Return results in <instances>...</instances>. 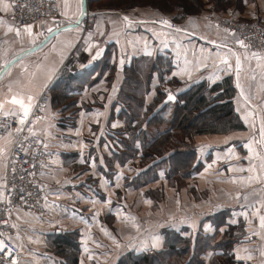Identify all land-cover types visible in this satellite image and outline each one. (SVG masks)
<instances>
[{"label": "crops", "instance_id": "crops-1", "mask_svg": "<svg viewBox=\"0 0 264 264\" xmlns=\"http://www.w3.org/2000/svg\"><path fill=\"white\" fill-rule=\"evenodd\" d=\"M57 3L66 26L45 42L39 26L13 25L8 0H0V115L11 109L24 115L13 97L29 113L43 86L51 81L54 88L44 120L35 125L49 151L40 173L44 213L14 218L26 262L59 264L50 241L76 237L78 264H116L126 251L162 248L164 228L186 227L193 243L196 233L213 232L207 216L230 210L227 222L243 223L232 264H264V53L245 51L237 35L217 25L230 17L264 24V0H198L189 13L181 3L177 10L158 3ZM85 9L94 21L92 34L72 24ZM180 12L186 15L177 19ZM141 81L147 90L127 86ZM197 86L214 98L232 88L245 129L197 136L199 169L193 182L176 188L157 159L143 164L141 144L133 140L141 129L151 137L165 128H136L134 121L132 134L127 114L145 111L158 90L176 100ZM137 98L143 102L138 107ZM12 141L0 137V199ZM156 189L164 195L160 205L143 195Z\"/></svg>", "mask_w": 264, "mask_h": 264}, {"label": "trees", "instance_id": "trees-1", "mask_svg": "<svg viewBox=\"0 0 264 264\" xmlns=\"http://www.w3.org/2000/svg\"><path fill=\"white\" fill-rule=\"evenodd\" d=\"M144 1L129 0V5H143ZM146 1H149V4L158 3L164 10H177L178 4L181 3L182 12L185 11V13L195 11L194 9L199 7L198 0ZM187 1L190 3L189 6L187 5L188 8L185 7ZM114 2L120 3L122 0H89V5L113 6ZM182 12L180 14L183 16L176 14L177 17L180 15L177 19L186 15ZM136 80L137 78L134 82ZM140 83L135 85L127 83V86L132 85L137 88ZM146 84H144L145 90H147ZM228 85L230 86L227 81ZM52 91H54L53 86ZM232 94V88L229 87L223 94L219 92L215 98L207 97L204 95V87L197 86L178 95L175 101L164 103L167 96L158 90L145 111L141 114L134 112L127 114L126 131L132 134L134 132L131 131L130 123L134 121L136 128L139 124L146 126L147 129L165 128L164 132H156L151 137L146 129H141L140 135H133V140H138L141 144L143 164L150 158L157 159L158 166L163 169L162 176L176 188L181 187L185 182H193V176L199 169L197 147L194 145L195 138L205 134H227L245 129L242 119L234 111L230 97ZM134 101L136 107L140 103L143 104L138 98ZM144 196L154 204L164 203L163 192L159 189L154 192L148 191L144 193ZM229 213L230 210L207 216L206 221L213 225V232L196 233L193 243L190 236H185L188 230L186 227L179 226L173 230L164 228L161 230L162 248L147 249L139 253L126 251L119 257L116 264H232L233 245L241 238L243 223L239 219L234 224L227 222V219L231 217ZM221 227H225L224 231H220ZM75 238L70 240L64 237L50 241L55 255L60 258L59 264H78L79 243Z\"/></svg>", "mask_w": 264, "mask_h": 264}, {"label": "built area", "instance_id": "built-area-1", "mask_svg": "<svg viewBox=\"0 0 264 264\" xmlns=\"http://www.w3.org/2000/svg\"><path fill=\"white\" fill-rule=\"evenodd\" d=\"M8 3L7 19L17 27L39 26L40 37L45 42L66 26L60 17L57 0H8ZM90 14L85 9L72 22L81 26L84 34H92L94 30ZM217 25L237 35L245 51L264 53L263 24L228 18L217 20ZM167 26L173 31L180 30L174 22ZM51 96L50 81L41 89L27 116L17 113L16 109L0 115V137L10 135L13 138L5 157L0 199V241L3 242L0 264H23V255L17 244L16 214L38 216L44 213L46 198L40 173L49 158V151L43 138L35 131V125L44 120Z\"/></svg>", "mask_w": 264, "mask_h": 264}, {"label": "snow or ice", "instance_id": "snow-or-ice-1", "mask_svg": "<svg viewBox=\"0 0 264 264\" xmlns=\"http://www.w3.org/2000/svg\"><path fill=\"white\" fill-rule=\"evenodd\" d=\"M164 23L167 24L168 22L167 21H164ZM28 30H29V34H31L30 26H29V29ZM49 31H51V30H49ZM17 34H19V33H17ZM239 43H241V45L243 46V42L242 41H240ZM237 67H239V59H237ZM29 99H31V97H29ZM169 99H172V97L169 96ZM11 102L13 104H19L20 107L24 110V115L27 116L29 109H28V107L25 106V104H24V102H23L22 99H17L15 97H13V99H12ZM0 107H3V105L0 104ZM262 134H264V133H262ZM261 223H262V225H264V218H262ZM0 247H3V242L2 241H0Z\"/></svg>", "mask_w": 264, "mask_h": 264}, {"label": "rangeland", "instance_id": "rangeland-1", "mask_svg": "<svg viewBox=\"0 0 264 264\" xmlns=\"http://www.w3.org/2000/svg\"><path fill=\"white\" fill-rule=\"evenodd\" d=\"M119 6H121V5H123V4H126V6H131V5H129V0H122V2H120V3H117V2H114L113 3V6L112 7H117L118 5ZM146 4H149V1H144V4H143V6L144 5H146ZM154 4V3H153ZM150 5H152V4H150ZM133 6V5H132ZM230 18H232V17H230ZM228 19V18H227ZM245 21H248V22H257V23H260V24H263V23H261V22H258V21H255V20H245ZM264 25V24H263ZM141 80H144V79H141ZM144 84H146V82L145 81H141V83H140V87H141V90L143 89V86H144ZM143 123H144V121H143ZM144 195V194H143ZM142 200H143V202L145 201V199H144V196L142 197ZM20 218H22L21 216H20ZM22 248V247H21ZM33 260V259H32ZM34 262H29V263H27L26 262V260H25V257H24V262L26 263V264H38L37 262V260L35 259V260H33Z\"/></svg>", "mask_w": 264, "mask_h": 264}, {"label": "water", "instance_id": "water-1", "mask_svg": "<svg viewBox=\"0 0 264 264\" xmlns=\"http://www.w3.org/2000/svg\"><path fill=\"white\" fill-rule=\"evenodd\" d=\"M169 96L172 97V99H169ZM175 101V97L172 94L167 95V97L164 100V103L173 102Z\"/></svg>", "mask_w": 264, "mask_h": 264}]
</instances>
